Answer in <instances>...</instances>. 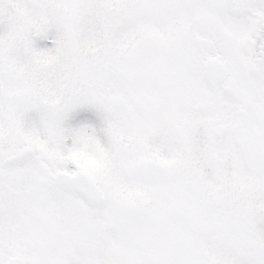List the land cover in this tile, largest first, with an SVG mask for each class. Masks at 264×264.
<instances>
[{"label": "snow or ice", "instance_id": "6c2138e0", "mask_svg": "<svg viewBox=\"0 0 264 264\" xmlns=\"http://www.w3.org/2000/svg\"><path fill=\"white\" fill-rule=\"evenodd\" d=\"M0 264H264V0H0Z\"/></svg>", "mask_w": 264, "mask_h": 264}]
</instances>
